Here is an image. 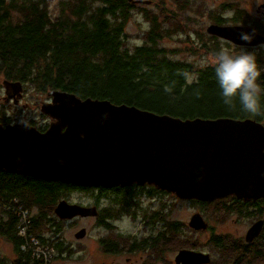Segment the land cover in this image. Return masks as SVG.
<instances>
[{
    "label": "trees",
    "instance_id": "obj_1",
    "mask_svg": "<svg viewBox=\"0 0 264 264\" xmlns=\"http://www.w3.org/2000/svg\"><path fill=\"white\" fill-rule=\"evenodd\" d=\"M136 3L135 0H59L58 14L51 17L48 0H0V74L5 80L30 84L41 92L62 89L80 97L109 99L115 104L134 105L180 118L249 117L238 107L230 111L223 105L212 66L197 69L195 78L188 80L191 65L170 59L165 48L158 45L162 33L154 17L150 18L152 26L146 41L132 50L124 47L125 20ZM246 15L240 8L233 9L230 16L218 12L213 23L241 24ZM254 29L264 34V27L259 24ZM263 46L249 47L258 49L256 61L262 86ZM251 118L264 124V117ZM101 189L95 198H99ZM85 190L95 189L0 169V236L12 244L14 251L9 260L0 257V264H50L54 251L65 249L61 230L50 214L32 212L31 207L51 210V206L55 207L69 193ZM19 207L26 208L31 219L26 235L22 236L18 233L16 209ZM243 208L247 214L264 218V198L244 203ZM102 209L97 221L109 226V221L103 222L106 217L102 216ZM42 217L51 226L49 235L39 233ZM166 224L174 235L182 228L177 221ZM163 236L158 234L156 242H165ZM31 237L37 240V245ZM223 240L210 234L209 241L223 248L234 264L246 262L247 255L254 260L264 251V225L254 246L237 239L234 245L227 246ZM102 245L106 248L105 242ZM116 246L117 242L111 241L110 247ZM36 247L49 250L47 262L42 255H34Z\"/></svg>",
    "mask_w": 264,
    "mask_h": 264
},
{
    "label": "water",
    "instance_id": "obj_2",
    "mask_svg": "<svg viewBox=\"0 0 264 264\" xmlns=\"http://www.w3.org/2000/svg\"><path fill=\"white\" fill-rule=\"evenodd\" d=\"M253 30L250 44L239 39L241 31ZM205 31L237 46L264 45V34L244 24L210 23ZM3 87L5 103L20 100V81L4 79ZM46 95L40 106L50 118L45 130L26 122L0 123V169L87 188L147 184L202 202L264 198V124L254 118H180L62 89ZM53 211L68 220L98 215L95 205L65 199ZM188 226L200 230L207 223L197 212ZM261 228V220L254 222L245 241H252ZM85 234L81 228L74 236ZM174 260L200 264L209 255L179 250Z\"/></svg>",
    "mask_w": 264,
    "mask_h": 264
},
{
    "label": "rangeland",
    "instance_id": "obj_3",
    "mask_svg": "<svg viewBox=\"0 0 264 264\" xmlns=\"http://www.w3.org/2000/svg\"><path fill=\"white\" fill-rule=\"evenodd\" d=\"M48 1L50 3V15L56 17L59 10V0ZM149 1L148 4L137 2L136 6H133L127 15L123 31L124 47H127L128 50H132L135 46L146 41L147 34L152 26L150 18L154 17L162 33V37L158 39V45L165 48L166 56L170 59L191 65L192 72L189 74V81L195 78L197 69L205 67L202 66L203 64L206 63L207 66H212L211 60L215 49L218 51L221 48H226L235 54H239L244 49L257 58L258 49L237 46L219 37L212 39L205 29L210 23H213V18L218 12L230 16L233 9L239 8L247 13L244 19L241 20V24H247L249 27L255 28L257 23L264 27V0ZM228 21L230 20L228 19ZM261 48H264V46ZM3 80L4 78L0 74V123H6L5 119H9L11 123L23 121L37 127L48 123V117L40 112L42 102L48 99L46 92H41L36 87L23 83L20 100L17 103L13 101L4 103ZM97 194L95 190L73 191L64 199L85 206L97 205L98 208L102 209L108 201L99 196L100 201L98 204H94L96 203L94 199ZM139 198L142 207L146 208V213H150L151 209L167 207L166 214H164L166 218L177 221L182 225L180 230L175 231V235L172 229H168L171 230L167 239L168 243L167 246L162 247V251L166 252L162 257V261H158V256H156L154 261L157 264H174V256L178 250L189 247L191 244H194V247L202 248L201 251L210 249L207 246V243H210L208 242L210 231H204V229L193 230L188 226V221L194 213H200L209 222L214 233L224 238L223 243L227 246L235 244V237H243L253 221V218L247 217L248 215L245 213L243 214L244 209L242 206L233 204L227 208L228 203H226V200L202 202L195 199H179L174 194L157 195L155 198H150V200L143 196ZM149 206L151 209L148 208ZM53 208L54 206H51V210H40L35 206L31 207L32 212L45 211L46 214H50V219H54L55 224L61 230L60 236L65 244V249L62 252H56L55 250L50 259V264H125L124 257L127 255L121 253L106 254L102 249V243L106 241H123L122 234L142 237L151 231L150 228L145 227L149 224L142 222L140 213L135 218L129 215H121L123 213L119 212V205L114 200L109 202L107 206L111 211L109 223L110 226H113L109 229L103 227L104 225L92 216L68 221L60 220L53 213ZM140 210L137 213L141 212ZM40 223L42 226L39 233L49 235L51 226H47L46 218L41 219ZM155 225H159V223L155 224L154 222V224H151L152 231H154L153 227ZM81 228L86 230V234L82 238H76L74 233ZM220 251L225 252L223 248ZM159 253H161L160 248L157 249V254ZM13 256L12 244L0 236V257L9 260ZM128 256L129 264L150 263L149 257H146L144 263L141 261L142 256L143 259L146 256L141 250ZM212 256L215 260L218 259L220 264H225L232 259L229 256L219 257L218 254L213 252ZM245 264H264V259L258 258L257 261H246Z\"/></svg>",
    "mask_w": 264,
    "mask_h": 264
},
{
    "label": "flooded vegetation",
    "instance_id": "obj_4",
    "mask_svg": "<svg viewBox=\"0 0 264 264\" xmlns=\"http://www.w3.org/2000/svg\"><path fill=\"white\" fill-rule=\"evenodd\" d=\"M211 36H213V35H211ZM243 47H245V46H243ZM10 101H12V100H10ZM48 119H49L48 123H46L42 126H38V127L35 125L34 126L37 127L39 130L43 131L48 127V125L50 123V118L48 117ZM1 124L5 125L7 123H1ZM28 124H30V123H28ZM17 174H19V173H17ZM101 188L102 189L100 191V196H102L103 200L108 201L106 204H104V207L102 209V213L104 211V215L102 214V216L106 217V218H104V221H103L104 223H108L109 218L111 217V211L109 208H107L108 203L111 202L112 200H116L117 204L119 205V212L123 213L121 215H129V216L135 218V217H138V214L140 213L141 217H142V222H144V223L147 222L149 224L148 226H145V225H143V226L151 229V231H149V233H147L146 235H143L142 237L133 236L131 234H122L121 238L123 239V241H120L121 243L117 242L116 248L110 247L111 241H106L105 242L106 248L102 247L103 251L109 255H111V254L115 255L116 253H121L122 255H127L124 257L125 264H129L128 263V261H129L128 255L137 253L139 250H141L143 253L146 254L144 259L142 256L141 261L143 263H144L146 257H149V259H150V263H148V264H157V262L154 261L156 256H158V261H162V257L164 255V253L166 252V251H162V247L167 246V243H168L167 239L169 237V233L171 232V230H168L169 228L167 227V224H166L167 221H171V220H168L166 218V216L164 215V214H166L167 207H164L163 209L160 208V209H153L152 210L151 207L149 206L148 208L151 209V212L146 213L145 212L146 208L142 207L141 199L139 197L143 196V197H146V199L150 200V198H155L157 195L158 196H160L162 194H168V195L170 194L171 195L172 193L167 192L165 190L158 189L153 185H147V184H144V185L131 184V185L123 186V187L116 186V187H110V188H103V187H101ZM93 189H95V191L99 194V192H98L99 187L93 188ZM233 199L235 201L234 203H233ZM259 199H261V198H259ZM94 200L96 202L94 204H98V202L100 201V198H95ZM218 200H226L227 201L226 203H228V205H226V206H228V207L233 205V204H238L239 206L243 207L244 203H248L251 201H257L258 199L250 200V201H243L241 199H237L234 196H229V197L218 199ZM89 206H92V205H89ZM95 206L98 209V215H99L100 214V208H98L97 205H95ZM140 208H141V210H140ZM139 210L141 212L137 213V211H139ZM246 212L247 211L244 210L243 214L244 213L247 214ZM98 215L92 216V217H94L95 220H97ZM247 215H248L247 217L253 218V221L250 224V226L254 222L261 220L262 221V228H263L264 218L262 216H257L256 214H253V213H249ZM77 218H86V217L77 216V217H74V218L69 219V220H74ZM62 220L68 221V219H62ZM205 221L207 223V228L204 229V231L208 230V231H210V234L211 233L215 234L212 227L209 225V222L207 220H205ZM154 222H155V224L159 223V225H155L153 227L154 231H152L151 224H154ZM103 227H106L107 229L113 228V226H110V225L109 226L104 225ZM262 228H261L259 234L256 237H254L253 240L250 242L245 241V239H244L245 234L243 237H235V238L237 240H243L242 243H244V244H248L249 246H251V245L254 246L256 239L258 238V236L262 232ZM200 230H202V229H200ZM158 234H159V236H161L162 234L164 235L163 237L165 239L164 240L165 242H163L161 240L162 237H160L161 241H159L158 243L156 242L155 238L157 237ZM209 239H210V236L208 238V242H210V243H207V246L210 249H207V251L206 250L201 251L202 248L194 247L195 246L194 244H191L189 247H186V248H183L180 250H190V251H197V252H202L204 254H208L209 255V261L203 262L200 264H220L218 262L219 260L218 259L215 260V258L212 256V252L214 254H218L219 257H221V256L225 257V256H227V254L223 251H220L221 247L214 246V244H212V242L209 241ZM159 248H160L161 253L157 254V249H159ZM238 255H241V254H238ZM247 256H248V258L246 260H247V262H250L251 259L249 258V255H247ZM254 258H255V256H254ZM258 258H261V260L264 259V251H262L261 254L259 256H257V258H255L254 260L257 261ZM174 259H175V256H174ZM174 264H176L175 260H174ZM179 264H182V263H179ZM225 264H234V262H233V260H230L229 262H227ZM241 264H243V262ZM244 264H245V262H244Z\"/></svg>",
    "mask_w": 264,
    "mask_h": 264
},
{
    "label": "clouds",
    "instance_id": "obj_5",
    "mask_svg": "<svg viewBox=\"0 0 264 264\" xmlns=\"http://www.w3.org/2000/svg\"><path fill=\"white\" fill-rule=\"evenodd\" d=\"M254 38V30L239 33V39L245 44H250ZM211 65L220 99L228 110L238 107L241 113L249 117H264V86L259 83L261 70L252 53L242 49L235 54L221 48L213 54Z\"/></svg>",
    "mask_w": 264,
    "mask_h": 264
},
{
    "label": "built area",
    "instance_id": "obj_6",
    "mask_svg": "<svg viewBox=\"0 0 264 264\" xmlns=\"http://www.w3.org/2000/svg\"><path fill=\"white\" fill-rule=\"evenodd\" d=\"M17 215H18V233L22 235H26L28 228L30 227V214L29 211L26 208L19 207L16 209ZM33 244L37 245V240L31 237ZM22 249L25 248V244L21 246ZM35 256H43L44 262H47L49 260L50 254L49 250L47 248L42 247H36Z\"/></svg>",
    "mask_w": 264,
    "mask_h": 264
}]
</instances>
